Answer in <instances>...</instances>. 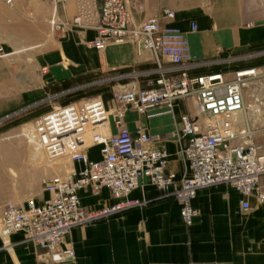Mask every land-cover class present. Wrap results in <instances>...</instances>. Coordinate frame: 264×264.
Segmentation results:
<instances>
[{
  "label": "built area",
  "instance_id": "1",
  "mask_svg": "<svg viewBox=\"0 0 264 264\" xmlns=\"http://www.w3.org/2000/svg\"><path fill=\"white\" fill-rule=\"evenodd\" d=\"M46 1L57 5L69 0ZM132 8L145 13L140 3ZM174 19V11L166 7H151L149 14L136 22L127 0H74L71 22L55 24L56 29L72 25L94 31L91 46L98 53L108 45L126 43L136 57L149 51L157 78L146 88L114 92L111 110L100 98L93 97L80 103L57 104L38 117L34 139L47 160L68 159L82 167L70 169L63 176L43 178L40 204L28 199L24 207H5L0 213L3 246L9 245L12 234L22 232L40 249L49 251L52 262L69 261L74 257L73 250L60 246L71 229L136 206L138 202L128 197L142 179L180 205V217L187 227L197 216L191 203L201 189L226 185L236 190L243 196V211L251 209L250 197L264 204V140L259 139L264 132L248 123L238 130L225 125L226 117L244 110V91L250 80L264 77V66L238 69L231 77L225 73L190 76L189 72L203 63L192 56L184 34L170 25ZM195 29L192 23L191 30ZM161 59L171 67H163ZM188 98L194 99L197 115H184L177 133L149 136L138 131L133 136L124 127L128 109L139 114L157 111L148 118L172 115L175 103ZM111 126L116 128L115 134ZM96 127L107 128L108 134L95 131L86 139L87 130ZM169 139L185 142L179 150L183 163L179 178L168 170L169 155L158 146ZM94 146L99 147L98 161L88 158L87 150ZM102 189L108 190L113 204L100 210L81 206L79 191L98 194ZM262 246L264 252V237Z\"/></svg>",
  "mask_w": 264,
  "mask_h": 264
},
{
  "label": "crops",
  "instance_id": "2",
  "mask_svg": "<svg viewBox=\"0 0 264 264\" xmlns=\"http://www.w3.org/2000/svg\"><path fill=\"white\" fill-rule=\"evenodd\" d=\"M127 1L136 22L148 14L149 7H166L174 11L175 19L170 25L184 34L192 56L203 63L191 70L190 76L225 73L231 77L233 71L249 68L248 58H264V0ZM135 3L144 5V14L133 10ZM26 12L34 22L25 23L22 16L25 14L19 7L12 20L5 21L4 7L0 3V38L7 27L13 33L12 39L17 41L15 48L27 50V61L32 63V68H46L42 73L41 88L53 94L70 91L90 80L92 75L104 72H111L120 83L118 86L123 88H146L157 78L156 64L149 51L136 57L126 43L108 45L103 53H98L91 46L95 37L92 30L69 26L54 42H49L46 34L37 35L35 22L46 28L54 14L61 22H71L73 0L57 9L37 11L28 7ZM192 23L196 26L194 31L191 30ZM23 63V60L18 61L21 66ZM161 63L163 67H171L166 59H161ZM263 64L264 60L259 59L249 66ZM110 94V90L96 94L109 110L113 108ZM31 95L28 90L23 93L24 98ZM3 102H0V112L19 101L11 105ZM156 112L139 114L128 109L123 119L124 127L133 136L138 131L149 136L177 133L181 118L194 115L196 111L188 99L177 101L172 115L147 117ZM110 130L113 134L117 132L114 126ZM184 143L169 139L158 144L169 155L168 170L177 178L183 173L177 150ZM87 154L92 161L100 159L97 146L88 149ZM81 167L74 163L76 170ZM10 174L13 178L17 176L12 168ZM78 197L81 206L87 210H100L115 202L106 189L98 194L81 190ZM43 198L42 192L34 201L40 204ZM128 198L138 204L71 229L61 248L72 249L73 259L54 263L44 249L26 234L17 232L9 237L8 246H3L0 239V264H264V204H258L253 197L248 199L251 209L243 211L240 209L243 196L236 190L226 185L201 189L192 200L197 216L188 227L180 217V205L172 197H163V193L147 179H142Z\"/></svg>",
  "mask_w": 264,
  "mask_h": 264
},
{
  "label": "rangeland",
  "instance_id": "3",
  "mask_svg": "<svg viewBox=\"0 0 264 264\" xmlns=\"http://www.w3.org/2000/svg\"><path fill=\"white\" fill-rule=\"evenodd\" d=\"M0 3L4 7L5 21L12 20L18 7L25 14L28 7L42 11L46 8L57 9L66 4L55 5L46 0H12L10 4L7 3V0H0ZM150 8L147 9L148 14ZM22 16L25 23L34 22L31 16H27L26 14ZM57 23L62 24L66 22L59 21L55 14L49 19L46 28L44 25L35 22L37 35H40V33L42 35L46 34L47 40L54 42L63 33L64 29L69 27L56 29L55 24ZM76 28L81 29L79 27ZM1 36L3 37L0 38V102L4 101V105H11L10 103H15V101L19 102L12 104L8 109L0 112V213L7 206L24 207L28 199L36 200L40 198L43 192V178L63 176L66 171L74 168V163L68 159H59L52 162L47 160L44 151L34 139V126L40 115L49 111L51 107L56 106L58 102H68L66 104L72 102L80 103L84 99L93 97L102 100L100 96L96 95L102 90L111 91L110 104L113 106L111 101L114 92L127 89L118 86L120 83L111 72H104L92 75L90 80L76 87V89L53 94L47 89L41 88L43 68L41 70L37 66L36 70L32 68V63L27 61L26 49L22 47L15 48L14 43H17V41L12 39V31L5 27ZM17 50L25 54L18 53ZM248 59L247 66L249 68L253 67L249 65L259 61V59L264 60V58H257L255 56ZM19 60L24 61L23 66L18 64ZM263 66L264 64L256 66V68ZM248 86L249 88H246L244 91L246 109L244 113L248 117V120L242 122V116L229 115L228 118L226 117L225 125L232 130H238L248 123L251 128L263 130L264 132V77L250 80ZM27 90L31 91L32 95L24 98L23 93ZM17 93L19 94L18 96H16ZM77 93H79L78 96L72 97ZM50 97H54V99L49 100ZM188 99L192 101L196 111L194 99ZM188 115L195 116L197 115V111L194 115ZM259 139L264 140V137ZM181 146L182 144L177 150L179 157ZM11 168L16 172V178L11 176ZM7 200L10 202L5 203ZM61 246L60 249H66L61 248ZM45 251L51 255L49 251Z\"/></svg>",
  "mask_w": 264,
  "mask_h": 264
},
{
  "label": "bare ground",
  "instance_id": "4",
  "mask_svg": "<svg viewBox=\"0 0 264 264\" xmlns=\"http://www.w3.org/2000/svg\"><path fill=\"white\" fill-rule=\"evenodd\" d=\"M74 1V0H73ZM247 88H249V86H247ZM246 109L244 108V110H242L241 112H237V113H232V114H230V115H240V116H242V122H246L247 120H248V117H246L245 115V113H244V111H245ZM108 129L107 128H105V129H102L101 127H96V128H94V129H89V130H87V132H86V139H88L89 140V138H90V136L92 135V133L93 132H98L99 134H108V131H107ZM39 145V144H38ZM39 147L41 148V146L39 145ZM42 149V148H41ZM43 150V149H42ZM56 161V160H55ZM70 170V169H69ZM67 172V171H66Z\"/></svg>",
  "mask_w": 264,
  "mask_h": 264
}]
</instances>
